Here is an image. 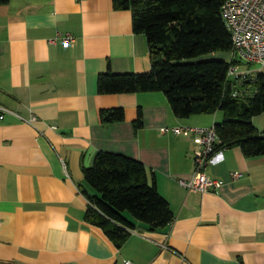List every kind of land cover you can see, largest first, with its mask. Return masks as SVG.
Instances as JSON below:
<instances>
[{
	"label": "crops",
	"instance_id": "1",
	"mask_svg": "<svg viewBox=\"0 0 264 264\" xmlns=\"http://www.w3.org/2000/svg\"><path fill=\"white\" fill-rule=\"evenodd\" d=\"M57 33L76 41L53 44ZM108 70H151L131 10L113 0L0 5V104L13 112L0 120V264H264V156L220 150L205 173L224 185L188 191L179 181L195 171L194 134L162 129L210 128L223 114L178 118L159 91L100 94L98 78ZM114 108H123L125 119L103 123L100 112ZM100 152L146 167L175 216L168 227L150 231L125 213L136 233L117 248L86 221L85 193L95 191L83 169ZM232 172L243 177L232 180Z\"/></svg>",
	"mask_w": 264,
	"mask_h": 264
},
{
	"label": "trees",
	"instance_id": "2",
	"mask_svg": "<svg viewBox=\"0 0 264 264\" xmlns=\"http://www.w3.org/2000/svg\"><path fill=\"white\" fill-rule=\"evenodd\" d=\"M115 7L132 11L135 33L146 37L151 70L98 78L100 94L163 92L174 115L223 114L214 125L216 151L238 147L247 158L264 156V134L253 118L264 113V72L254 77L230 78L232 66L242 61L213 57L232 51V40L222 18L225 0H113ZM9 0H0L5 5ZM103 123L125 119L123 108L102 110ZM142 109L135 128L142 127ZM84 178L95 194H87L85 219L101 228L121 248L134 224L129 213L150 231H160L175 219L169 203L155 184H149L146 167L127 156L100 152Z\"/></svg>",
	"mask_w": 264,
	"mask_h": 264
},
{
	"label": "built area",
	"instance_id": "3",
	"mask_svg": "<svg viewBox=\"0 0 264 264\" xmlns=\"http://www.w3.org/2000/svg\"><path fill=\"white\" fill-rule=\"evenodd\" d=\"M222 18L231 35V59H238L248 64H258L264 68V0H225L222 7ZM59 40L63 47H69L75 43L76 38L69 33L64 35L57 33L50 42L56 44ZM248 75L239 73L238 66H232L229 70L230 78H241ZM7 114H13V112L0 104V120H3ZM36 120V116L33 115L26 122L32 124ZM162 132L175 134L191 132L199 147L194 155L195 171L193 176L188 181H179L183 188L190 192L204 194L224 185L222 180L210 178L205 173V167L213 161L214 155L218 152L216 146L220 142L214 126L210 128H163ZM230 176L232 180H238L243 177V174L232 172ZM130 233L136 232L131 230ZM127 264L132 263L128 262Z\"/></svg>",
	"mask_w": 264,
	"mask_h": 264
},
{
	"label": "rangeland",
	"instance_id": "4",
	"mask_svg": "<svg viewBox=\"0 0 264 264\" xmlns=\"http://www.w3.org/2000/svg\"><path fill=\"white\" fill-rule=\"evenodd\" d=\"M230 59H231V57L229 56L225 60L229 61ZM238 71L241 74L246 73L247 75L249 74V77H254L259 72H264V68H262L258 64H248V63L242 62L238 66ZM220 115H222L221 112H220ZM252 122H253L254 127L258 131H260V132H262L264 134V113H262L261 115H258L256 117H254L253 120H252Z\"/></svg>",
	"mask_w": 264,
	"mask_h": 264
}]
</instances>
